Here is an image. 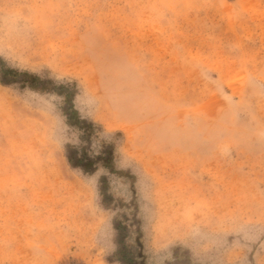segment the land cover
<instances>
[{
    "label": "rangeland",
    "instance_id": "rangeland-1",
    "mask_svg": "<svg viewBox=\"0 0 264 264\" xmlns=\"http://www.w3.org/2000/svg\"><path fill=\"white\" fill-rule=\"evenodd\" d=\"M0 57V264H264V0H0Z\"/></svg>",
    "mask_w": 264,
    "mask_h": 264
},
{
    "label": "trees",
    "instance_id": "trees-1",
    "mask_svg": "<svg viewBox=\"0 0 264 264\" xmlns=\"http://www.w3.org/2000/svg\"><path fill=\"white\" fill-rule=\"evenodd\" d=\"M18 75H23L24 77H29L31 79V84L29 82V85L31 87H36L34 83L42 81L38 76L33 75L27 71L19 72L15 68L7 66L4 63V60L0 57V78H1L0 80L2 82H5V83L13 82L18 77ZM63 87H65V86H63V85L58 86V88H63ZM68 103L69 104L67 106V110L69 109L70 113L67 112L66 114H67V118H68L69 123L75 124V125H82V123H85L86 121L79 118V117L77 118L78 119L77 121H75V122L71 121L72 117H76L77 111L73 107V105L71 103V99L68 100ZM90 125H92V124L90 123ZM72 152L74 153V151H72ZM108 153L109 152L106 151L107 156H104L105 160H107L110 157ZM67 157L72 164L80 165V167L82 168L83 171H85V172L92 171V169H93L92 166H88L91 163V161L88 160V157L86 155L80 156V158H76V156H73V154H70ZM86 160H87V163L84 164L83 161H86ZM105 167H110V166L108 164H105Z\"/></svg>",
    "mask_w": 264,
    "mask_h": 264
}]
</instances>
